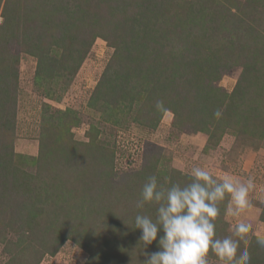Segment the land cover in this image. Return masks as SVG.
Returning a JSON list of instances; mask_svg holds the SVG:
<instances>
[{
  "label": "rangeland",
  "instance_id": "374dc122",
  "mask_svg": "<svg viewBox=\"0 0 264 264\" xmlns=\"http://www.w3.org/2000/svg\"><path fill=\"white\" fill-rule=\"evenodd\" d=\"M6 16L0 264H143L159 236L145 247L135 216L166 202L138 208L144 183L166 197L197 166L254 180L251 206L234 215L226 194L214 224L217 239L250 224L240 251L264 264V0H0Z\"/></svg>",
  "mask_w": 264,
  "mask_h": 264
},
{
  "label": "clouds",
  "instance_id": "9594fccd",
  "mask_svg": "<svg viewBox=\"0 0 264 264\" xmlns=\"http://www.w3.org/2000/svg\"><path fill=\"white\" fill-rule=\"evenodd\" d=\"M221 112L214 115L219 118ZM192 182L186 187L173 185L165 193L158 190L157 178L150 176L144 183L140 199L136 202L138 208L145 204L166 202L157 209L156 219L137 214L135 227L141 231V241L146 246L157 241V252L145 253L143 264H208L209 253L219 258L222 264H251V256L247 248L240 251V244L248 243L251 225L239 222L235 226L234 235L224 239L216 238L214 221L219 215L216 206L218 201L230 195L231 204L235 205V214L249 208V190L254 188V180L250 177L247 184L235 183L226 177L218 183L208 170L202 167L191 169ZM161 230L163 236H160ZM256 243L264 247V238H258Z\"/></svg>",
  "mask_w": 264,
  "mask_h": 264
},
{
  "label": "trees",
  "instance_id": "16d2710c",
  "mask_svg": "<svg viewBox=\"0 0 264 264\" xmlns=\"http://www.w3.org/2000/svg\"><path fill=\"white\" fill-rule=\"evenodd\" d=\"M36 5H37V3H35V2H33V9H32V12H31V15L33 16V17H36L35 15L37 14V13H35V7H36ZM39 5V4H38ZM40 6V5H39ZM43 6V7H42ZM23 8L25 9V10H28V7H26V5H25V3H24V5H23ZM40 8H41V10H42V12H44V11H46V9H45V7H44V5H41L40 6ZM30 17V15L27 17V18H29ZM8 16H6V22L5 23H3V26H1L0 27V30L1 31H3V30H5V28H6V30L8 29V27H9V25L12 27V25L13 24H11V23H9V24H7L8 23ZM34 19L32 18V20H31V22L33 21ZM15 28L17 29V27L15 26ZM14 27H12V33H16L18 30H16ZM23 30H25L24 28H23ZM0 31V32H1ZM25 31H28V30H25ZM24 31V32H25ZM32 31V30H31ZM34 32V31H33ZM69 52H71V50H69ZM1 68H0V71L1 70H3L4 71V73H0V95H6V96H9V93H7L8 92V90H9V88H10V85H9V82H8V78L10 79V76H7V75H9V74H7L6 72H5V70H7V71H9V72H11L12 73V71H11V67H9V66H5V65H3V66H0ZM5 69V70H4ZM1 74H3V75H5V77H3V76H1ZM240 83L239 84H237L238 86H237V88L232 92V93H228L227 95H225L224 94V97H226V101H230L231 102V105L232 104H237V102H238V100H240V99H245L246 98V93H244L246 90H245V87L246 88H248V86L245 84V83H243V78H242V81L240 80L239 81ZM245 86V87H244ZM248 90V89H247ZM208 92V91H207ZM239 93V94H238ZM243 94V95H242ZM15 106H16V98H9L7 101H1L0 100V123L5 127L6 126V124L5 123H7V122H10V120H9V114L11 113V112H15ZM230 107V106H229ZM15 114V113H14ZM14 114H12V117L14 116ZM5 118L7 119V121H5ZM11 118V117H10ZM210 120V119H209ZM228 124V123H227ZM229 125V124H228ZM7 127V126H6Z\"/></svg>",
  "mask_w": 264,
  "mask_h": 264
}]
</instances>
